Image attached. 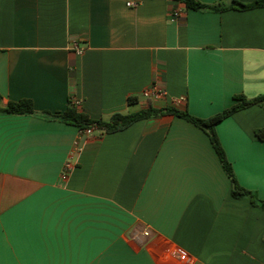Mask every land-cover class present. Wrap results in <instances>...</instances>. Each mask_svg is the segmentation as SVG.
<instances>
[{"label": "crops", "instance_id": "0c3cea01", "mask_svg": "<svg viewBox=\"0 0 264 264\" xmlns=\"http://www.w3.org/2000/svg\"><path fill=\"white\" fill-rule=\"evenodd\" d=\"M153 83L164 97L142 95ZM263 91L264 7L0 0V108L30 99L37 112L0 111V264H264V209L232 196L209 135L167 111L208 118ZM70 100L95 119L165 111L85 135L42 114ZM258 128L260 105L216 126L239 182L264 200Z\"/></svg>", "mask_w": 264, "mask_h": 264}, {"label": "trees", "instance_id": "16d2710c", "mask_svg": "<svg viewBox=\"0 0 264 264\" xmlns=\"http://www.w3.org/2000/svg\"><path fill=\"white\" fill-rule=\"evenodd\" d=\"M186 4L187 8L196 10H208V11H226V10H248L254 8L264 7V0H251L244 2L241 0H217L214 3H205L200 0H180ZM234 104L221 112L216 113L208 118H201L192 115L188 110H180L176 107H168L167 111L183 117L200 128H202L210 137V140L220 158L225 172L231 180V194L235 198H248L255 206L264 209V200L259 197L255 190L244 187L238 180L232 163L228 160L226 151L218 136L216 126L231 116L235 112L245 109L253 105H260L264 107V91L254 97H248L243 93L235 94L233 96ZM136 97H130L129 102L132 103L136 100ZM1 112L11 114H36V110L33 101L30 99H21L18 101H10L4 108H0ZM164 108H155L150 106L146 109L138 110L131 113L115 112L108 119H95L90 117L87 113L78 110L77 106L70 100L68 108L62 112L52 113L50 111H44L42 114L45 117L55 118L66 123L78 126L81 130H84L92 125L97 127V130L104 131L106 133H112L120 130H124L134 122L163 114ZM256 135L260 140L264 141V128L256 129Z\"/></svg>", "mask_w": 264, "mask_h": 264}, {"label": "built area", "instance_id": "2783aa9c", "mask_svg": "<svg viewBox=\"0 0 264 264\" xmlns=\"http://www.w3.org/2000/svg\"><path fill=\"white\" fill-rule=\"evenodd\" d=\"M174 15L176 17H178L180 15V10H176L174 12ZM76 47V52L78 54H81L83 52V49L78 47V45H75ZM142 95H144L145 97L147 98H153V99H160L162 97H164L165 95V90L160 88L156 83H153L152 85L148 86L147 88H145L143 91H142ZM182 98H179L176 100V102H179L181 101ZM75 103H78V102H75ZM95 130H97V127L95 125H92L84 130H81L83 134L85 135H89V134H92ZM73 168V164L71 161H68L66 162L65 166H64V172L65 174L70 171L71 169ZM145 234H149L148 231H145Z\"/></svg>", "mask_w": 264, "mask_h": 264}]
</instances>
